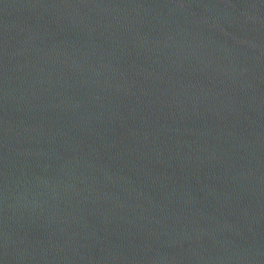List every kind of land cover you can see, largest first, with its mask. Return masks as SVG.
<instances>
[{"label":"water","instance_id":"obj_1","mask_svg":"<svg viewBox=\"0 0 264 264\" xmlns=\"http://www.w3.org/2000/svg\"><path fill=\"white\" fill-rule=\"evenodd\" d=\"M0 264H264V0H0Z\"/></svg>","mask_w":264,"mask_h":264}]
</instances>
